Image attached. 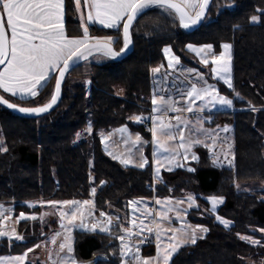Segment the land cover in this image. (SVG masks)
<instances>
[{
    "label": "trees",
    "instance_id": "trees-1",
    "mask_svg": "<svg viewBox=\"0 0 264 264\" xmlns=\"http://www.w3.org/2000/svg\"><path fill=\"white\" fill-rule=\"evenodd\" d=\"M65 12L68 33L80 35L72 0H66ZM252 16L258 17L257 22L251 21ZM131 33L133 50L125 58L75 65L65 78L59 104L50 113L24 118L0 106V129L7 148L0 151V204L13 205L18 214L37 209L25 204L30 200L88 198L94 185L96 211L123 220L131 199L151 197V165L143 169L121 166L104 153L99 132L132 125V116L149 113L151 51L160 53L163 46L170 45L175 55L190 64L186 49L190 42L210 43L215 48L222 42L231 44L234 90L220 83L218 86L234 98L236 109L232 122L233 176L242 184L264 179V0H212L206 18L194 29L180 27L178 19L151 7L134 20ZM89 34L113 36L116 49L123 45L122 25L118 29L91 26ZM54 77L35 98H5L24 107L42 105L51 97ZM89 122V139L75 141L76 133ZM220 176L213 167H197L194 172L177 168L162 173L163 181L155 188V195L190 191L206 205L204 197L216 190ZM101 181L105 183L101 185ZM218 212L231 224L223 226L208 215L193 219L208 231L195 244L181 247L170 264H264V239L255 246L237 235H254L252 229H264V190L226 194ZM24 224L19 223L20 232ZM32 244L0 239V255L21 253ZM118 248L112 234L75 233V256L79 260L101 253L106 259L95 264H119ZM143 253L152 255L154 248L147 245Z\"/></svg>",
    "mask_w": 264,
    "mask_h": 264
},
{
    "label": "snow or ice",
    "instance_id": "snow-or-ice-1",
    "mask_svg": "<svg viewBox=\"0 0 264 264\" xmlns=\"http://www.w3.org/2000/svg\"><path fill=\"white\" fill-rule=\"evenodd\" d=\"M74 3L75 10L80 14V22L83 29V35L79 37H70L66 34L64 24L65 0H0V66H2L0 67V89L4 93H10L13 97H19L20 100L35 98L55 75L54 89L52 90L50 99L46 103L35 107H24L12 103L4 95H0V104L25 114L45 113L57 104L61 93L62 81L75 61L87 59L94 52L98 57L116 58L126 51L132 43L130 27L133 21L143 14L146 9L158 7L173 19H178L180 27L188 29L201 23L206 18V10L209 7L210 0H83V8L87 10L86 15L82 11V0H74ZM257 20V16L251 17L253 23L257 22ZM89 23L99 24L104 28H116L122 24L123 47L120 48L119 52L113 48V44L116 42V38L113 36H90ZM186 48L200 58V63L204 65L211 64L210 73L215 78L222 80L229 89H233L229 51L231 45L229 43L221 45L223 50L219 54L213 51L212 44L197 46L189 43L186 45ZM163 52L168 58L169 68L179 65L180 58L172 53L170 46H165ZM161 67L163 65L152 68L151 71L157 73ZM186 71L190 74H195L199 86L197 83H191L186 94L181 93L183 99L186 101L185 107H176L179 101L174 100L172 97L165 99L163 95L157 97L154 94L152 98V111L154 114L150 117L152 121L150 131L154 145L152 157L155 166V179H160L159 172L162 167L166 166L171 171L173 165L175 167L184 166L180 163L181 160L187 161L190 159L197 161L199 159L191 149L194 145L204 143V141L193 138L195 135L202 133L206 137L211 138L213 144H215L218 131H229L228 126L220 129L218 125L214 134V130L203 128L205 120L210 118H203L196 121L199 127H194L189 135L186 136L185 129L191 123L187 119L177 115L175 117L177 122L175 125L171 122H164L159 113L169 110L178 113H192L193 111L199 113L207 108L219 107L227 109L233 106V100L221 95L215 85L207 82L203 74L198 73L196 69H187ZM86 83H90V81H86ZM236 95L239 96V93H236ZM197 101L200 102L198 106L196 105ZM252 110L255 111L254 108ZM130 119L142 121L144 117L137 115ZM174 129L179 134L178 141ZM86 131H92L91 122H89ZM118 131L121 134L127 133L126 127H121ZM79 135L77 133L78 138ZM109 136L102 135V142L108 140ZM125 142L130 143L133 148H138L146 143L139 134H136L133 139L131 133L127 134ZM205 146L208 147L207 144ZM231 148L232 145L229 143L228 151L222 150L224 160L230 166L234 160V152L231 153L232 158H229ZM0 151L6 152L7 148L0 144ZM213 155L216 157L215 151H213ZM113 158L118 159L119 157L113 156ZM119 159L124 165L134 163L131 151H129L126 158ZM213 163L220 164L219 157H216ZM147 164L148 159L141 152L140 162L136 164V167L143 169ZM188 171L194 172L195 169L188 168ZM104 183V181H101V185ZM91 191L95 194L96 188H92ZM206 199L211 204L212 212H215L217 204L222 203L224 200L222 196L218 197L215 195L209 196ZM171 200L172 198L169 197L165 198L164 201L160 199L155 201L156 204L162 205L163 210L155 213V216L159 217L160 222L153 219L152 224L154 227L147 226L144 219H141L139 224H137L136 219L131 220L129 223L132 227L126 228L123 224L119 225L121 234L116 238L120 241V254L122 257L132 259L133 264H170L173 255L178 253L182 245L195 244L197 232L208 231L202 225H195L193 227L190 224H181L179 228H163L161 222L171 219L168 215L169 212L174 211L178 220L184 219L180 215L181 212L187 213L186 208L180 207L183 201L170 203ZM186 200L189 207L195 203V197L192 194H189ZM142 202L134 200L130 201L129 204L134 205ZM41 203H46L55 208L59 213L61 231L56 232L52 236L51 242L56 244L57 238L62 237V239L56 252L57 259L52 260L51 253L49 254L52 264H78L73 254V237L71 235L73 229L79 228L90 232L99 230L102 233L112 234V217L101 211V219L96 220L93 211L95 205L91 199L84 201L49 200ZM29 206L33 207L34 205L30 204ZM6 212L10 213L11 209H5L0 204V225L3 224V220L8 218L5 215ZM44 215L40 214L39 219L43 221ZM144 216L145 218L152 217L153 213L148 210L144 213ZM37 218V215L34 213L28 215L21 212L17 220H35ZM87 218H92L95 222L86 223ZM216 219L226 227L231 223L219 215L216 216ZM117 220H119V217H117ZM133 228H137L138 233H134ZM145 231L155 233V256L143 257L140 254V245L146 242L143 236ZM260 231L264 232V229H260ZM135 234L140 236L138 243L132 242ZM237 235L241 240L247 241L250 244H260L259 240H255L249 236ZM0 237H7L9 240L13 237L18 241L24 240V237L16 233L15 229H12L11 232L0 230ZM169 240L170 242H168ZM34 247H39V245H34ZM31 251L32 249L29 248L21 255L12 257L0 256V264H24L28 253ZM121 264H126V261L122 259Z\"/></svg>",
    "mask_w": 264,
    "mask_h": 264
},
{
    "label": "rangeland",
    "instance_id": "rangeland-1",
    "mask_svg": "<svg viewBox=\"0 0 264 264\" xmlns=\"http://www.w3.org/2000/svg\"><path fill=\"white\" fill-rule=\"evenodd\" d=\"M122 41H123V35H122ZM223 43H228V42H222L220 44L219 48H215L213 46V51L215 53L219 54V52H221L223 50L221 48V45ZM191 44L199 46V45L210 44V43H200V44L191 43ZM165 46H170V45H165ZM165 46H163L161 48L160 53H157L155 51H151V57H150V62H149L151 106H150L149 113H146V114L140 115V116L151 121L150 117H151V115L154 114L152 111L153 110L152 98H153L154 94L157 95V97L163 95L165 97V99H167L168 97H172L174 100L179 101V103L176 104V107H178V108L185 107L186 101L183 99L181 93L186 94L191 83H197L199 86V82L196 79L195 74H190L185 70L182 71V67L185 68L184 65H186L188 67L187 69H196L198 73H201L204 75V77L207 79L208 83L215 85V87L218 89V91L221 95H224V96L228 97L229 99H232L233 100V106L231 108H227V109H221L219 107L207 108L203 112H199V113H197L195 111H193L192 113H189V112H179L178 113V112H173V111L169 110L166 112H161V113H159V115L163 118L165 123L171 122L174 125L177 123L175 120V117L177 115H179L182 118L190 121L191 123L189 124L188 128L185 129V135L186 136L189 135L190 131L193 130L194 127H199V125L196 124V121L198 119L210 118V119L205 120V122L203 123V128L214 130V134L216 133L218 125L220 126V129H223L224 126H228L229 131H227V132H224L222 130L218 131L215 144H213V141H211L210 138L206 137L202 133L197 134L193 137L195 139H200V140H201V138H203L202 139L204 141L203 148L205 150L206 149L211 150L217 146L219 148L218 157H219L221 163L220 164H214L213 163L215 166L213 168L220 170V173H221L220 182H219V185L216 188V190H214L213 192H210L209 195L204 197L205 200L207 201L206 198L209 196H213V195L218 196V197L222 196L224 198V195L232 193V192H236L239 190H243V191H247V192L255 191V190H264V179H260V180H256V181H249L246 184H242L239 181H236L234 179V176H233V164L230 166L227 163V161L224 160L222 150L228 151V144L229 143L232 145V148L229 152V158L230 159L232 158L231 153L234 152L232 122H233V112L236 110L234 108V98L232 96H229V95L223 93L219 89L218 83L224 85L227 89H229L227 87V85L224 84V82L222 80L215 78L210 73L211 64L204 65V64L200 63V58L197 57L194 53L190 52L189 50H188V56L190 57V59H192V62L190 64L185 63L184 60L180 59V63L178 66H175L173 68H169L168 67V58L165 56V54L163 52V49L165 48ZM121 47H123V45ZM229 51H230V56H231L230 66H231V78H232V84H233L232 48H230ZM172 53H174L173 49H172ZM105 59H109V57H103V56L98 57L97 54H92L87 59L83 60L82 62H89L92 60L102 61ZM110 59H113V58H110ZM161 65H163V67L160 68L159 72L153 73L151 71L152 68H156V67H159ZM54 83H55V77L53 79V89H54ZM117 93L120 94V91H118ZM234 94L236 96V93H234ZM199 103L200 102L197 101L196 105L198 106ZM33 107H35V106H33ZM132 117H135V116H132ZM131 123L134 126L128 125V124H123V125L113 127L108 131L101 130L99 132V138L101 141V145H102L104 153L107 156H109L111 159L117 161L121 166L136 167V164H138L140 162V155L142 152L143 155L145 157H147L148 164L151 165V169H152V186H151V188H152L153 193H152L151 197H139V198L131 199L130 201L140 200L143 202L140 204L130 205L129 204L130 201H129L128 205H127V208H128L127 215H125L123 217V220H117L118 216H116L114 214L106 213L108 216H111L113 219V225L111 226L112 235L114 237H117V235L119 236L121 234L120 227H119L120 224H123V226L126 228L132 227V225L129 222L133 219H136L137 224H139V222L142 218H139L137 214H139L140 212L145 213L148 210H150L153 213V216L144 218L145 224L147 226L154 227V225L152 224L153 219H155L157 222H160L159 217L155 216V213L163 210L162 205L156 204L155 201L157 199L164 201L165 198H169V197L172 198L170 203H175L176 201H183V203L180 205V207L186 208L187 213L181 212L180 215L183 216L184 219L178 220L176 218V214L174 211L169 212L168 215H169V217H171V219L161 222L163 228H165V229L179 228L181 226V224H190L193 227L195 225H202V226L206 227L203 223H201L199 221H195L193 219H200V218H203L204 216L208 215V216L214 217V219L217 221V219H216L217 215H219L220 217H223L218 212V208L221 205V203L217 204L216 211L212 212L210 202L207 201L206 205H204L203 202L200 200V198H198L194 193H192L190 191H184L183 193L171 191L172 193L168 196L156 197L155 188L159 184H161L163 181L162 173L170 172V171L168 170V168L166 166L162 167L160 172H159L160 179L154 178V167L155 166L153 164V157H152V153L154 150V145L152 142V133H151V131H150V133H148L146 131L141 130L139 127V121H135L134 119H132ZM88 125L86 127H84L82 130L77 132L80 134L79 138L77 137V133H76L75 141H78L81 139H89L91 132L86 131V129L88 128ZM151 125H152V121H151ZM121 127H126L127 133L121 134L118 131ZM128 133L132 134L133 139H134L136 134H139L142 137L143 141H145L146 143L142 144L138 148H133V146L130 143L125 142L127 139ZM174 133L176 134L177 141H178L179 140V134H178V132H175V129H174ZM109 134H111V135L109 136ZM102 135L103 136H109L108 140H105L104 142H102ZM162 139H164V138L162 137ZM0 142L4 147V140H3L1 129H0ZM205 144H207L208 147H206ZM129 151H131L133 154L134 163L124 165L120 162L119 158H126L127 155L129 154ZM113 156H116L119 158L114 159ZM198 158L199 159L197 161H192L190 159L187 161L181 160L180 163L183 164L184 166L175 167L173 165V168L171 171H173L177 168L188 170V168L195 169L199 166L200 167H203V166L207 167V166L211 165L210 164L211 158H207L205 160L202 159L201 156H198ZM214 159H215V157H214ZM214 159H212V161ZM90 162H91V157H90ZM233 163H234V160H233ZM89 176H91L90 182L93 185V176H92V174ZM237 185H239V187H237ZM92 188H95V186L93 185L91 187V189ZM90 192H91L90 197L85 198V199L74 198V199H61V200H56V201H62V200L84 201V200H89V199L93 200L94 194L92 193L91 190H90ZM189 194H192L195 197V203L191 207H189L188 201L186 200V197ZM49 200H54V199H35V200L27 201V202H25V204L29 208H31V209L37 208V209L36 210H29V211H20L18 214L14 213V206L13 205L2 204L5 209H11V212L5 213V215L8 218L3 220V224L0 225V230L11 232L12 229H15L16 233H18L19 235H22L24 237V240H23L24 242H33V244L30 247H28V249L31 248L32 251L28 253V255L25 259V261L28 264H52V260L57 259L56 252L58 250L59 242L62 239V237L57 238L56 244H53L51 242V238L56 232L61 231L60 219H59V213L56 211L55 208L47 205L46 203L45 204L41 203V202L49 201ZM30 204L34 205V206L30 207L29 206ZM93 211H94L95 219L96 220L101 219L100 218V212H97L95 207H94ZM21 212H24L28 215H31L34 213L37 215L38 218L35 220H32V219L17 220V217H19V214ZM40 214H45L43 221L41 219H39ZM223 218H225V217H223ZM225 219H227V218H225ZM21 221H25L23 232H20V230H19V223ZM85 222L86 223H92L95 221L92 218H87ZM217 222H219V221H217ZM76 231L90 232V231L81 230L79 228L73 229L71 235L73 237L72 243H73V249H74V253H73L74 256H75V233H76ZM96 232H99V230H97ZM133 232L138 233V229L133 228ZM252 232H254V235H249V237H251L255 240H259L260 242L264 239V232H261L260 228L259 229H252ZM100 233H102V232H100ZM205 233L206 232H197V239L203 237ZM143 236L145 239L154 237V241L156 243V237H155L154 232L148 233L145 231L143 233ZM169 236H170V233H169ZM12 240H15V238L13 237ZM139 240H140V236L138 234H135L132 238L133 243H138ZM168 242H170V240ZM118 243H119V248H118L119 255L118 256L120 258L119 264H121L122 259L126 261V264H133L132 259L121 256V254H120V241L119 240H118ZM189 244H191V243H189ZM34 245H39V247H34ZM144 245H146V244L143 243L140 245L141 256L151 257V256L156 255V247H155V252L152 255L144 254L143 253V249L145 248ZM155 246H156V244H155ZM183 246L184 245H182L181 247H183ZM26 250L21 252V253L9 254V257L21 255V254L25 253ZM50 253L52 256V260L49 259ZM254 255H257V254L256 253L251 254V256H254ZM75 259H76V261H78V264H95L97 262V260H99V259H106V256L104 254H101V253H94L90 259L79 260L76 256H75Z\"/></svg>",
    "mask_w": 264,
    "mask_h": 264
},
{
    "label": "crops",
    "instance_id": "crops-1",
    "mask_svg": "<svg viewBox=\"0 0 264 264\" xmlns=\"http://www.w3.org/2000/svg\"><path fill=\"white\" fill-rule=\"evenodd\" d=\"M73 1V5H74V8H75V3H74V0H72ZM65 4H66V0H65ZM82 11H84L85 12V15H86V9H84L83 8V0H82ZM75 14H76V19L78 20V22H79V24H80V28H81V30H82V33L80 34V35H76V34H69L68 33V29H67V22H66V12H65V17H64V24H65V29H66V34L68 35V36H70V37H79V36H82L83 35V29H82V26H81V22H80V14L79 13H77V11L75 10ZM121 25L122 24H120V25H118V27H116V28H104L103 26H101V25H99V24H91V23H89V28L91 27V26H97V27H100V28H103V29H118L119 27H121ZM185 66V68H183L182 67V71L183 70H187V66L186 65H184ZM2 67V66H1ZM0 95H4L5 97H9V98H19V97H13L10 93H4L3 92V90L2 89H0ZM232 110V109H231ZM230 110V111H231ZM224 111V110H223ZM152 116V115H151ZM203 138H201V141H203L202 140ZM210 140L212 141V139L210 138ZM203 144L204 143H200V144H196V145H194L193 147H192V151L195 153V154H197L198 156H201V158L202 159H207V158H211L210 159V164L211 165H209V166H207V167H215L214 166V164H213V161H212V159H214V155H213V151H215V153H216V156L218 157V151H219V148H218V146L217 147H215L214 149H211V150H208V149H204L203 148ZM216 158V157H215ZM200 167V166H199ZM204 167V166H203ZM220 171V170H219ZM144 213L143 212H140L139 214H137L138 215V217L139 218H142V219H144L145 217H144V215H143ZM118 236V235H117ZM3 238H5V239H7L6 237H0V239H3ZM117 240H119V239H117ZM146 240V242L144 243V244H146V245H144V246H153V248H154V252H155V241H154V237L153 238H146L145 239ZM0 256H3V257H9V254H3V255H0ZM24 264H28L26 261L24 262Z\"/></svg>",
    "mask_w": 264,
    "mask_h": 264
},
{
    "label": "water",
    "instance_id": "water-1",
    "mask_svg": "<svg viewBox=\"0 0 264 264\" xmlns=\"http://www.w3.org/2000/svg\"><path fill=\"white\" fill-rule=\"evenodd\" d=\"M211 3H212V0H210L209 7H210ZM209 7H208V9L206 10V15H207V13H208ZM133 22H134V21H133ZM200 24H201V23L197 24V25L194 26V27H191L190 29H194V28L198 27ZM131 27H132V25H131ZM131 27H130V37H131V41H132V43L129 45V47L126 49V51H125L124 53H122L121 55H119L118 57L113 58V59H115V60H121V59L125 58L128 54H130V53L132 52V50H133V45H134V44H133V38H132V33H131ZM122 35H123V26H122ZM113 48H114V50L117 51V52H119V50H120V49H119V50L116 49V48L114 47V44H113ZM77 64H78V63H75V62H74V63H73V66L70 68V70H71L75 65H77ZM0 67H1V66H0ZM70 70H69V71H70ZM69 71H68V72H69ZM68 72L65 74L64 80L62 81V84H61V93H60V96H59V98H58L57 104L54 105L52 109H49L47 112H45V113H40V114H25V113H21V112H19L18 110H14V109H11V108H7L6 106H4V105H2V104H0V106L3 107V108L6 109V110L12 112V113L15 114V115L20 116V117H24V118H38V117L44 116V115L50 113V112H51V111H52V110H53V109L59 104V102H60V100H61V98H62L63 84H64V81H65V78H66ZM54 85H55V83H54ZM236 97H238V96L236 95Z\"/></svg>",
    "mask_w": 264,
    "mask_h": 264
},
{
    "label": "built area",
    "instance_id": "built-area-1",
    "mask_svg": "<svg viewBox=\"0 0 264 264\" xmlns=\"http://www.w3.org/2000/svg\"><path fill=\"white\" fill-rule=\"evenodd\" d=\"M139 126L146 132L150 133V129L152 127L151 121L148 119H143L142 121H139Z\"/></svg>",
    "mask_w": 264,
    "mask_h": 264
},
{
    "label": "bare ground",
    "instance_id": "bare-ground-1",
    "mask_svg": "<svg viewBox=\"0 0 264 264\" xmlns=\"http://www.w3.org/2000/svg\"><path fill=\"white\" fill-rule=\"evenodd\" d=\"M93 54H96V53L94 52ZM88 57H89V56H88ZM83 60H85V59L77 60V61H75V63H80V62H82Z\"/></svg>",
    "mask_w": 264,
    "mask_h": 264
}]
</instances>
